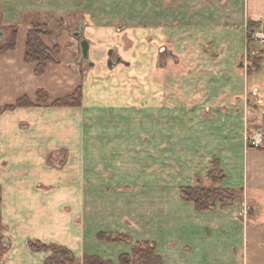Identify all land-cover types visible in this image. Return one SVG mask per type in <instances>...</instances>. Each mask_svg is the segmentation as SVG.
<instances>
[{"label":"crops","instance_id":"obj_1","mask_svg":"<svg viewBox=\"0 0 264 264\" xmlns=\"http://www.w3.org/2000/svg\"><path fill=\"white\" fill-rule=\"evenodd\" d=\"M217 1L213 6L208 0H0V46L10 41L13 30L17 33L14 49L0 52V233L8 229L10 236L0 238V246H15L7 259H2L0 249V264H46L49 253L19 249L32 237L38 238L27 234L39 229L47 234L54 231V225L61 227L56 231L59 239H39L68 247L76 259L83 249L72 246L80 241L82 228L93 233L91 245L106 249L101 253L91 249L87 256L111 264H120L122 256H129L132 264H142L134 254L138 243L153 248L162 264H264V50L258 48L259 55H251L254 43L248 39V31L264 23V0ZM154 4L156 13L148 15L156 16V32L167 36L175 57V65H170V74L159 82L156 96H148L156 101V108L137 107L132 102H146L145 96L130 94H109L103 109L88 107L97 93L90 87L92 83L84 85L80 108H52L51 116L48 109L45 113L46 108L35 103L39 92L49 93L50 84L43 83V78L51 66L60 64L74 71L83 63L77 32H67V23L57 29V20L87 16L77 30L83 25V37L90 43L94 66L88 63L89 68L110 70V53L113 61L119 54L125 64L115 66L113 72L124 65L126 69L134 67V61H128L127 52L121 54L118 44L111 42L118 36L108 25L101 26L102 39L97 38V29L89 20V16H102L95 6L120 5L104 16L130 18L146 16L154 11L147 5ZM34 23L50 26L52 37L49 33L42 39L48 48L60 47L54 56L58 65L49 64L42 76H37L34 63L26 59ZM154 27L125 24L117 30H125L128 37L130 33L147 36ZM64 37H68L65 42ZM23 98L32 106L6 111ZM92 99L96 103L102 100ZM86 108L90 111L89 140H75L76 133L79 137L82 132L83 120L73 113ZM28 115L39 119L40 132L63 130V146L51 152L48 146L43 147L44 142L21 141L17 132L23 120L18 126L16 119ZM258 133H262L263 142L255 147L251 139ZM66 147L63 152L61 148ZM53 154L73 164L72 171L50 164ZM217 169L223 179L208 178ZM71 177L88 183H69ZM38 183L46 189L37 192ZM202 183L232 193L233 200L198 210L194 203L182 199L181 188ZM32 191L33 195L39 193L36 205H29L25 198ZM82 196L92 205L87 214L94 221L87 225L80 221ZM97 196L111 198L105 205V222L96 221L93 198ZM69 203L74 205L71 216L75 214L78 220L65 219H70L65 211ZM73 224L75 230L70 229ZM116 232L132 242L121 239L115 243L99 237Z\"/></svg>","mask_w":264,"mask_h":264},{"label":"rangeland","instance_id":"obj_2","mask_svg":"<svg viewBox=\"0 0 264 264\" xmlns=\"http://www.w3.org/2000/svg\"><path fill=\"white\" fill-rule=\"evenodd\" d=\"M216 1L217 0H208V2L210 4L213 3L212 4L213 6L216 3ZM226 2H227V0H226ZM166 6H167V4H166ZM95 7H97V12H99L100 15H102V16H89V20H90V23H92V26H94L93 29L94 30L97 29V32H96L97 38L102 39V37H101L102 35H100L101 34L100 29L102 28L101 26L102 25H108L109 29H111L112 32L118 36L117 38L114 37V39H112L111 42L118 44V49H119L120 53L122 50L127 52L125 57L128 59V61L129 60L132 62L134 61V67H132L130 69H126L125 65H124V66L119 67V69H117L113 72H111L110 70H108L106 68H100L99 67L96 71H92L91 68H89L88 62H86L85 60L82 59L83 63L80 65L79 70L76 69L77 70L76 71L74 69V71H73L72 69L67 68L66 66H60V64L58 65L56 63L55 57H56L58 50L60 48L59 46L57 48H52V49L49 48L51 50V53H52L54 60L47 61L45 63V69H44L43 74L46 72V68L48 67L49 64L53 63V64H56L58 66H51L48 70L47 78H45V79L43 78V83L50 84L49 93H47L45 91L39 92V95L37 94L35 96V100H36L35 103L37 105H40L43 108H46L45 113L47 112V109H48L49 110L48 113L51 115L52 111H50V109L56 108V107L52 106L54 103L62 101V100H66L68 98H71L74 94H76V92L78 90H82L83 94H84V85L85 84L88 85V83H92L91 86L90 85L89 86L92 87L98 93V94L96 93L95 95H92V98H94V99L100 98L102 100L99 101V103H98V101L96 103V100L93 101V99L90 98L91 101L89 102L88 107L91 106V108L93 107V108L103 109L106 107L105 104H107L109 102L108 100H107V102H105V99H108L106 97L109 94H115L118 97H121V96L123 97V95L130 94V95L136 96L137 98L138 97L141 98L143 95L145 96L146 102H142V101H133L132 102L131 101L132 104L136 105L137 107L145 106V107H149V108H153V107L156 108V101L153 102V101L148 100V96L149 97L156 96V92H158V89L160 88L158 86L159 82L162 81L164 77H167L170 74V69H169L170 65H172V67L175 65L174 53L171 51V47L169 45L170 43L168 42L167 36H165L166 38H164V37H162V35H158V33L156 32V16L148 15V13H151V12H152V14H153V12L156 13V4L147 5V7L149 9H153L154 11L146 12V16H137L138 18L135 16L130 17V18L128 16H104L105 14H110L113 7L121 8L120 5H118V6H116V5H114V6L97 5ZM102 7H105V8H103L104 12L101 11ZM107 8H108V10H106ZM117 14L120 15L119 12ZM72 17H65L62 22H59L57 20L58 23L56 24V28L62 29V28L66 27L65 30L67 32H70L71 30L73 32H80L77 30V27L82 23V21L87 16H76V18H73V19H72ZM137 19H140V20H137ZM146 19L153 20V22H149L148 20L146 21ZM48 20L50 22L51 21L54 22L52 19H48ZM65 23H67V26L64 27L63 24H65ZM146 23L153 24L155 26L154 30L151 31L152 33H150L147 36H143V35L137 36L133 33H130V36L128 37L126 35L125 30L124 31L117 30L118 28H122L123 25H125V24L126 25L127 24H129V25L134 24L137 26V25H142V24H146ZM261 25H264V23H262ZM45 26H46V28L43 29L44 32H46L47 35L50 33L49 35H50V37H52L53 34L51 33V31L49 29L50 26L47 24ZM36 27H37L36 23L32 24V30L35 29ZM257 27H260V25H257ZM82 28H83V25H82ZM26 30L28 31V29H26ZM249 33H250V31H248V34ZM43 36H42V39H43ZM65 38L68 40V37H64V39H63L64 42H65ZM81 39H84V37H82ZM248 39H249V42H251L249 35H248ZM10 41H11V39H10ZM10 41H8V44L10 43ZM133 42H134V45H133ZM260 43H258V42L254 43V47L252 50L253 51H259V49L264 50V46H262ZM251 44H252V42H251ZM161 48H165L163 50L164 52L159 53V50ZM170 54H172V55L170 56ZM113 59H115V58H113ZM114 62H117V61H114ZM30 63H34V62H30ZM38 66H39V63H37V62L34 63V67L36 68V70L39 68ZM98 66H99V64H98ZM36 74H37V76L43 75V74H38L37 72H36ZM35 82H37L36 79H35ZM61 84H63V85H61ZM58 87L60 88L59 91L57 90ZM120 93H122V95ZM87 108L83 110L85 113L83 111H81V113H80V111L73 113L76 115L75 116L76 118L78 117V115H81L82 116L81 119L83 120V122L81 123L82 125H80V127H79V129L82 130V132H81L79 137H78V133H76L75 140H79V139H81V141H88L89 140L88 126H87L89 120H88L87 115L90 113V111L87 110ZM5 109L6 108H3L1 110V113H2V111H5ZM20 121H22V127L20 129L21 131L17 132V136L19 137V139L21 141L30 140L33 143H39V142L43 143L44 142L45 144L43 145V147L48 146L51 152H52V150L56 151L57 149H54V148H56V147L59 148L60 144H61V146H63L61 143L63 130L54 131V132H52L49 129L47 130L48 132L38 131L40 128V127H38V125L40 126V124H39V119L36 118L35 116L28 115L27 117H17L16 124L18 126H19V124H21ZM102 122H105V121H102ZM98 123H101V121ZM151 126H153V125H151ZM56 128L57 127L53 128V129H56ZM102 135H104L103 132H102ZM68 136L66 134V135H64V138L68 139ZM49 140H51V141H49ZM37 145H39V144H35L34 147ZM56 145H58V146H56ZM61 150L63 152H67V147L64 149L61 148ZM49 163L52 164L54 167L56 166L58 168H60V167L62 168V166H64L65 170L70 171V172L72 171V168H73V164H70V165L66 164L65 158L62 157V155H60V154H53L50 157ZM217 172H218V169H217ZM72 179H73V177L70 178L69 183H73L75 181L74 183L76 185H82V186L84 184L88 183L87 180H83V181L80 180L79 181V180H72ZM67 183L68 182H66V185H67ZM70 185H72V184H70ZM202 185H203V187L208 188L207 184L202 183ZM45 187L46 186L43 183L42 184L38 183V184H36L35 189L37 190V192H41V191L46 189ZM183 189H187V187L181 188V195H182ZM2 192H3V190L1 187L0 188V195H2ZM32 193H33V191L28 192V194H25V198L27 199L29 205H30V202H31V204L36 205L38 203L39 193H35L34 195ZM216 196L217 195H215V198H216ZM229 196H230L229 194L225 197H224V195H222L221 197L224 198V200L219 198V199L215 200V202L213 204L214 205L225 204L230 200V199H228ZM93 199H96V203H97L96 208L98 210L96 221L97 222L107 221L108 218L106 217L107 212H106L105 205L108 204L107 202L111 201V198L106 197V196H97ZM182 199L187 201L183 195H182ZM89 202L90 201H89L88 197H84V196L81 197V204H80V206L82 207L81 208V211H82L81 212V220H80L81 225L83 223H86V225H87L90 221H94V220H92V217H90V214H87V212H88L87 209L90 208V206H92L89 204ZM69 204L70 205L65 204V209H66L65 211H66V214H68V213L70 214V217H69L70 219H68V218H65V219L69 220V221H72V219L78 220V219H76L75 214L71 216V209H72V206L74 207V205L72 203H69ZM19 206H21V204H18L17 207H19ZM67 210L68 211L70 210V211L67 212ZM72 228L74 229V224L72 227L70 226V229H72ZM46 229H47L46 232L49 231V227ZM53 229H54V231L50 230L47 234L44 231H42L41 229H39V231L41 233L38 231H34V233L27 234V235L36 234V236L38 238L32 237V239H30L26 245H23L22 248L19 249L20 252H23V253L27 252V253H34V254L47 252V253H49V258H56V256L58 255L59 258H62L63 264H85L84 258L88 257L87 254L90 253L91 249L93 250V252H98V253L99 252L101 253V252L106 250L104 247L99 248V245H91L90 244L91 239L89 237H90V235L92 236L93 233L88 232V229L85 230L82 228L79 229V233L80 234L82 233V236H80V241H78L77 245L74 244L72 246V247L75 246L77 249L78 248L83 249L82 252L76 254V255L80 256V258L78 257V259H76V256H75V259H73L71 257L67 258L65 256L61 257L58 251L57 252L56 251L51 252V251H35V250H32V248L30 246L31 245L30 242H33V243L34 242H41V243L46 244V245H52V246H56V247L57 246L58 247H64V248H67L68 250H70L66 246L59 245V244L58 245L57 244H48V243L39 239L43 236L46 237V239L49 241L59 239L58 235H56V233H57L56 231H59V229L61 231V227L54 225ZM7 231H8V229L3 230L2 233H0L1 239L5 238V237L10 238ZM118 233L119 232H116L114 234H110V233H106V234L111 236L112 241L115 243L130 240V239L125 240V238H122L124 236L122 234H118ZM66 238H67V236H66ZM121 239H122V241H120ZM109 240L110 239L108 238L107 241H109ZM98 241L100 243L102 242V240L101 241L98 240ZM130 242H132V240H130L129 243ZM140 244H143V243H138L137 245H134V249H137ZM3 245L7 246L6 243ZM14 247L15 246L13 244H11V246L8 248L3 247L1 245L0 249H1V252L3 254L2 259L9 258V256L12 254V252L15 249ZM143 250L150 254L151 250H150V247L148 245L143 246ZM73 255H74V253H73ZM133 258H135V257H133ZM54 262H56V260ZM133 263H136V261H133Z\"/></svg>","mask_w":264,"mask_h":264},{"label":"trees","instance_id":"obj_3","mask_svg":"<svg viewBox=\"0 0 264 264\" xmlns=\"http://www.w3.org/2000/svg\"><path fill=\"white\" fill-rule=\"evenodd\" d=\"M46 26L44 25V27L42 25H37V27L35 29H33L32 31H30L29 35H28V40H27V47H26V59L28 62H34V63H39V68L36 70V72L38 74H43L44 69H45V63L47 61H52L53 56L51 53V50L46 46V44L43 42L42 40V36L43 35H47L46 32H44L43 29H45ZM48 29V28H47ZM16 31L13 30L12 33V38L10 43L0 46V52L6 51V50H11L14 49L15 44H16ZM261 62V60H259L256 63V68H259V63ZM82 103H83V91L82 90H78L76 92V94H74L71 98H68L66 100H62L59 102L54 103L52 106L56 107V108H80L82 107ZM32 106L30 104V102L26 99L23 98L21 100H19L16 104V106L14 107H10L7 108L6 110H15L16 108H20V107H30ZM208 178L210 179H215V181H218V179H223L222 178V173L220 172H210L208 175ZM221 193V194H220ZM230 195L228 197V199H230L229 201L233 200V195L230 192H227L225 190H220L218 188H206L203 187L201 185L195 186V187H190L187 189H183L182 190V195L185 197V199L188 202H192L195 204L196 208L198 210H209L212 207H214V202L215 200L221 198L224 200V198H222L221 196L224 195ZM215 195L216 198H215ZM101 239L107 240L108 238L110 240H112L111 236L109 235H100L99 236ZM30 246L32 248V250L35 251H58L61 257H71L73 259H75V256L73 255V253L68 250L67 248L64 247H56V246H52V245H46L43 244L41 242H30ZM143 246L141 244L138 246L137 249H135L134 254L137 256L139 255L142 261V264H162L161 263V259L158 258L157 256H155L154 250L153 248H150V254L145 252L143 250ZM149 246V245H148ZM150 247V246H149ZM60 259V260H59ZM56 260V262H54ZM84 262L85 264H111L110 262H105L100 260L99 258H95V257H86L84 258ZM120 264H132L131 262V258L129 256H122L119 260ZM46 264H63V260L62 258H59V256L57 255L56 258H49L46 261Z\"/></svg>","mask_w":264,"mask_h":264},{"label":"built area","instance_id":"obj_4","mask_svg":"<svg viewBox=\"0 0 264 264\" xmlns=\"http://www.w3.org/2000/svg\"><path fill=\"white\" fill-rule=\"evenodd\" d=\"M250 41L253 43H260L262 46H264V25H261L260 27H256L250 30L249 33ZM251 55L258 56L259 51H251ZM247 140H250V138H246ZM252 145L255 147H259L262 145L263 142V135L262 133H258L257 136H255L253 139H251Z\"/></svg>","mask_w":264,"mask_h":264},{"label":"water","instance_id":"obj_5","mask_svg":"<svg viewBox=\"0 0 264 264\" xmlns=\"http://www.w3.org/2000/svg\"><path fill=\"white\" fill-rule=\"evenodd\" d=\"M83 34L84 33H83V28H82V30L80 32L75 33V37L80 39L83 37ZM0 35H2V34H0ZM80 49H81L82 59L85 60L86 62H88L91 67H93L94 64L90 62V43L87 39L81 40ZM109 58L110 59L108 61V67L110 70H112L115 66H117L121 63L125 64V62H123L120 58L117 60V62H113L111 53H110Z\"/></svg>","mask_w":264,"mask_h":264},{"label":"flooded vegetation","instance_id":"obj_6","mask_svg":"<svg viewBox=\"0 0 264 264\" xmlns=\"http://www.w3.org/2000/svg\"><path fill=\"white\" fill-rule=\"evenodd\" d=\"M81 40H82V39L80 38V42H81ZM116 50H117V49H116ZM113 53H114V52H113ZM113 53H112V54H113ZM114 58H115L114 61H117V60L120 58V55H119V54H117V55L115 54V55H114ZM114 61H113V62H114Z\"/></svg>","mask_w":264,"mask_h":264}]
</instances>
